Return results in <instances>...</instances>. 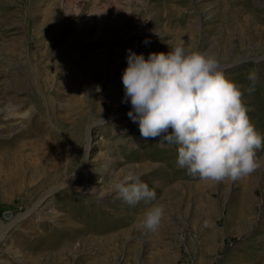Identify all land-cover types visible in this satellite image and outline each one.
<instances>
[{
    "label": "rangeland",
    "instance_id": "obj_1",
    "mask_svg": "<svg viewBox=\"0 0 264 264\" xmlns=\"http://www.w3.org/2000/svg\"><path fill=\"white\" fill-rule=\"evenodd\" d=\"M178 45L219 60L264 137V0H0V264H264V167L201 181L127 115L128 50ZM129 173L155 233L112 191Z\"/></svg>",
    "mask_w": 264,
    "mask_h": 264
},
{
    "label": "clouds",
    "instance_id": "obj_2",
    "mask_svg": "<svg viewBox=\"0 0 264 264\" xmlns=\"http://www.w3.org/2000/svg\"><path fill=\"white\" fill-rule=\"evenodd\" d=\"M247 80L245 90L251 94L258 72L250 71ZM122 83L125 101L131 103L127 115L138 121L141 136L177 146L176 165L188 175L212 184L236 182L264 167L257 156L264 137L250 120L244 91L225 76L216 57L179 45L147 58L129 49ZM110 183L125 204H150L137 222L142 233L161 227L165 208L151 203L156 192L139 175Z\"/></svg>",
    "mask_w": 264,
    "mask_h": 264
},
{
    "label": "bare ground",
    "instance_id": "obj_3",
    "mask_svg": "<svg viewBox=\"0 0 264 264\" xmlns=\"http://www.w3.org/2000/svg\"><path fill=\"white\" fill-rule=\"evenodd\" d=\"M84 165H86V164H84ZM91 191H92V193H94V191H93V190H91ZM21 218H22V217H21ZM19 220H20V219H19ZM16 222H17V220H15V221H14V223H16ZM11 224H12V223H11ZM8 228H9V227H8ZM8 228H6V227H5V228L3 229V233H5V232H6V230H7ZM1 230H2V229H1ZM1 236H2V235H1Z\"/></svg>",
    "mask_w": 264,
    "mask_h": 264
},
{
    "label": "water",
    "instance_id": "obj_4",
    "mask_svg": "<svg viewBox=\"0 0 264 264\" xmlns=\"http://www.w3.org/2000/svg\"><path fill=\"white\" fill-rule=\"evenodd\" d=\"M7 214H5V216H6Z\"/></svg>",
    "mask_w": 264,
    "mask_h": 264
}]
</instances>
